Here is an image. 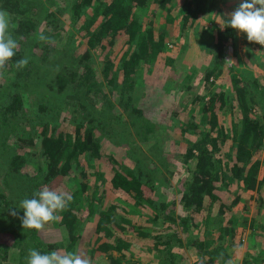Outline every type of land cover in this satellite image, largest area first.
<instances>
[{"label":"trees","instance_id":"obj_1","mask_svg":"<svg viewBox=\"0 0 264 264\" xmlns=\"http://www.w3.org/2000/svg\"><path fill=\"white\" fill-rule=\"evenodd\" d=\"M70 2V23L75 26V34L85 37L83 50L77 54L73 52L72 37L63 35L65 24L57 14L62 11L61 4L57 0H0V9L6 10L11 16L9 32L18 44L15 55L7 62L4 69H0V134L3 133L5 136L10 132L16 134L17 131L16 139L22 140V131H39L41 153L44 156L43 165L33 164L32 167L31 175L37 189L28 192L24 199L33 198L34 193L40 191L55 176L71 172L73 163L80 167L78 170L83 177H88V168L83 166L79 158L85 159L87 166L90 158L103 157L98 131H125L128 125H133L135 131H139L144 137L147 132L154 129L155 124L145 117V111L139 104V99L144 93L143 89L133 87L136 84L134 75L138 66L141 63H154L159 57V52L165 44V22L172 24L178 14L183 24L188 21L193 22L214 5L216 0H184L180 3L176 14L175 0H71ZM32 3H44L41 4L43 6L41 14L45 18L44 27L41 26V15H37ZM148 5L158 6L164 14L165 21L158 26L156 33L152 15H147L148 24H146L136 13L137 8L144 9V6ZM227 21L229 20H225L223 28H217V38L213 43L216 48L213 57L216 61L207 66L203 74L208 97L205 99L206 94L203 92L197 97L200 102V117L198 121L182 122L184 126L191 127L190 131L193 130L192 132L196 134V139L190 140L180 155L184 163L193 160L188 175L181 182L182 189L180 188L178 199L184 213L173 214L174 198L168 201H164L162 197L155 199L144 188L146 171H143L139 161L135 162L133 168L126 166L122 168L121 164H117L119 161L111 154L108 159L111 185L128 193L136 203L153 207L158 214L160 213L162 220L170 226L153 233L138 229V224H135L131 217L115 210L113 202L107 200L104 193L96 189L95 186L103 184L105 180L103 171L96 167L94 173L99 175L97 183L85 188L88 182L83 181L69 193L73 199L61 210L62 216L58 223L62 233L60 240L47 242L42 240L37 230L23 228L21 220L24 214L23 208L12 205L9 197L0 191V231L9 232L13 236V245L18 246L22 252L27 246L32 245L42 254L55 251L61 246L67 252L73 250L78 253L84 236L77 232L75 220L78 218L77 212L86 204V214L95 215L89 232L97 233V242L99 241L97 248L105 257H109L110 261L118 264L117 261L120 260V256H113L110 250L121 252L124 248L130 249L133 243H140L149 245L150 255L158 261L157 264H184L186 261L181 260L184 256L182 251L174 250L175 246L185 245L175 225L177 223L186 230L199 227L200 223L195 222L194 216L204 207H208L209 202L214 201L217 205L214 216L216 235L203 238L194 233L190 242L195 246L197 259L190 264H226L230 250L228 242L235 233L236 224L249 227V236L254 240L261 223L256 216L260 207L264 205L261 195L257 196V208L253 210L249 219L245 216L237 218L228 216L225 219L224 213L238 202L239 188L259 190L264 180V173L261 174L263 176H259L261 161L256 156L264 140V83L259 84L254 81L247 83L243 73L231 72L228 81L220 84L221 90L216 91L214 81L219 73V65L225 61L223 53L225 42L228 35L233 32ZM39 30L49 37L47 41L39 40L40 33L37 34ZM122 36L126 37L125 45L115 62L106 49L112 48ZM58 49L60 53H56ZM97 49L104 52L103 65L99 71L92 62V54ZM52 52L54 60L48 59L52 56ZM25 57L28 58L27 66L17 69L16 61ZM187 76L185 75V78ZM30 86H35L37 90L39 86L48 88V93L44 92L46 94L38 91L39 97H36L43 98V101L39 103L33 115L30 110L34 102L27 99V95L30 96L32 93ZM117 89L119 92L116 102H111L110 95ZM39 90L43 91L41 87ZM226 92L227 98H225ZM51 96H56L54 102H58L63 96V101L73 112L72 118L63 117L60 120L55 118L59 110H54V104H49ZM228 101V106L232 107L235 102L239 107L238 118L231 121L230 135L233 141L234 159L230 164L225 162L220 149L221 143L229 134L221 129V125L218 127V109ZM30 104L31 107H28ZM114 104L121 106V113L118 110L117 116L114 115L110 120L104 119L101 114L109 107H115ZM120 119L121 122L116 125L115 122ZM212 131H216L215 134ZM127 154L132 155L130 152ZM25 162L24 154H14L10 158V164L15 171H19ZM72 174L75 178L80 175ZM232 185L233 189H231ZM148 187L150 190V186ZM151 188L153 189L152 185ZM222 188L233 195L231 199L224 198L218 193ZM158 199L160 203L156 202ZM5 211L10 212L8 217L5 216ZM13 211L19 218L12 219ZM133 229L137 231L138 236L125 234V231ZM146 237H151V241H146ZM255 240L253 242H257ZM259 240L260 245L263 246L264 238ZM0 247L4 251L9 249L6 244ZM22 255L20 252L17 253L20 263L24 261ZM253 259L254 264H264V253H259ZM244 262H248L247 256Z\"/></svg>","mask_w":264,"mask_h":264},{"label":"rangeland","instance_id":"obj_2","mask_svg":"<svg viewBox=\"0 0 264 264\" xmlns=\"http://www.w3.org/2000/svg\"><path fill=\"white\" fill-rule=\"evenodd\" d=\"M57 1L62 7V11L57 14L59 19L65 24L63 35L72 37L71 40L74 44L73 52L77 54L83 50L85 37L80 34H75V26L70 23L71 0ZM183 1L175 0V14L178 13L180 3H183ZM242 2L243 0H216L214 5H211L204 14H200L193 22L188 21V23L183 24L179 14L172 24L165 22V44L159 52V57L154 63L139 64L136 75H134L136 84L133 87L135 89L141 88L144 92L139 99L140 107L145 111V117L155 124L154 129L147 132L146 136L143 137V134L135 131L133 125H128V119H126L128 126L125 131H98L101 151L104 154L103 157L100 159L90 158L87 166L84 162L85 159L79 158L83 162V166L88 168V177H83L78 170L80 167L73 163L71 172L65 175L59 174L55 176L43 188L47 186L51 190L70 193L83 181L88 182H86L87 186L85 188L92 187L98 181L99 175L94 173L96 167H98V169L103 171L105 180L103 184L96 185V189L102 191L105 198L113 202L115 210L131 217L133 222L138 224V229L147 233H153L170 226L169 223L162 220L160 213L158 214L153 207L136 203L128 193L111 185L109 182L110 166L108 159L110 158L109 155L112 154L119 161L117 164H121L122 168L123 166L133 168L135 162L139 161L143 167V171H146L144 179L146 184L150 186V190L146 184L144 188L155 199L162 197L161 199L168 201L170 198H174L175 209L173 214L184 213L178 199L181 193L180 188L182 189L181 182L188 175V170L192 166L193 160L184 163L180 159V155H182L189 141L196 139V134L192 132L193 130L190 131L191 127L184 126L185 124L182 122L185 120L198 121L201 111L199 109L200 102L197 100V97L202 92L206 94L205 99L208 97V88L205 87L206 83L203 74L207 66L213 64V61H216V58L213 57L214 51H216L213 43L217 38V28H223L225 20H230V14ZM41 4L44 5V3H32L35 11H37V15H41V26L44 27L45 18L41 14L43 12V6ZM136 13L146 24H148L146 20L147 15H152L155 33L158 26L165 21L162 9L158 6L154 7L153 5L152 7L148 5L144 6V9L137 8ZM39 33L40 30L37 34ZM125 41L126 37L122 36L112 48L108 47L106 49L115 62L118 60L122 48H124ZM225 43L226 45L223 49L225 61L219 65V73L214 81L216 91L221 90L220 84L228 81L231 72L243 73L247 83H252L251 81L259 84L264 83V46L256 42H249L246 33L234 28L232 34L228 35ZM56 53H60V49ZM103 54L104 52L99 49L92 54V62L97 71L103 65ZM51 55L48 59L51 58L54 60L53 52ZM121 75L120 73V77ZM185 75H188L187 78H185ZM99 78H101V75H99ZM183 81L184 83H182ZM39 87L43 91L39 90ZM39 87L38 90L35 86H30L29 88L32 93L30 96L27 95V99L34 102L32 103V110H30L31 115L37 110L39 103L43 101V98L36 97L39 95L38 91L42 93L48 91V88L44 86ZM118 92L119 90L117 89L113 94H109L111 102H116L115 99ZM225 94V98H227L228 93L226 92ZM62 97L58 102H54L56 96H51L49 101V104H54V110H59L58 115L55 116L57 120L63 117L69 119L73 116V112L63 101ZM116 105L114 104L113 106L115 107L112 108L109 107L101 116L108 120L114 115L117 116L118 113L116 112L119 110V113H121L122 108L120 105ZM228 105L229 101L222 108L218 109V127L221 125V129L229 134L224 142L221 143L220 149L225 162H229L230 164L234 159L233 141L230 135L232 133L231 121L238 118L239 107L235 102L232 107ZM28 107H31V104ZM121 120L116 121V125ZM27 128L28 130L30 129L29 126ZM104 129H106V126ZM22 132V140L16 139L17 131L16 134L15 132H10L5 136H3V133L0 134L2 135L0 136V191L9 197L12 205L19 207L20 201L24 199V196L28 192L37 189L34 186L33 175H31L33 172V164H44L39 131ZM215 132L212 131L213 134ZM30 137L31 139L29 140ZM127 152H130L132 155L129 156ZM14 154H24L26 156V162L19 171L13 170L10 164V158ZM256 156L261 161L259 164L260 176L264 173V140ZM72 173L80 174L81 176L77 175V178H75ZM160 180H164L165 182ZM233 188L234 186L232 185L231 189ZM218 193L224 198L231 199L233 196L225 188L220 189ZM238 193V202L231 208L226 209L224 213L225 219L228 216H235V218L245 216L249 219L253 214V210L257 208L256 199L258 195L262 196V204H264V180L259 190L239 188ZM156 202L160 203L159 199ZM208 204V207H204L200 213L194 216L195 222L200 223L199 227L186 230L182 229L181 225L177 223L175 225L185 245L175 246L174 250L180 249L179 251H182L184 256H182L181 260L186 261L184 264L193 263L197 259L195 246L190 242L194 233H197L196 235L202 236L203 238L214 237L216 235V224L214 222V216L217 210L216 201L209 202ZM82 208L81 211L77 212L78 218L75 220V228L80 235L84 236V241L82 242L80 251H76H78V254L87 257L91 261V264H117L116 262L110 261L109 257H105L103 252L97 248L99 244V241L97 242V233L89 232L93 225L95 215L92 214L89 216L86 214V204ZM9 213L5 211V216L8 217L10 215ZM55 215L57 216L55 221L46 223L43 229L38 231L44 241L48 242L62 239V233L60 232L58 224L62 212L58 211ZM16 217L19 218L17 213L12 219H16ZM256 217H259L261 221L259 230L254 235V240L257 238L255 240L257 242H253V237L251 238L249 236V227H242L236 224L235 233L228 242L230 250L227 254L228 260L226 264H229V262L230 264H254L253 258L257 257L259 253H264V244L262 246L259 243V239L264 238V205L260 207V211ZM125 234L138 236L137 231L134 229L125 231ZM101 238L104 239L103 237ZM12 240L13 236L9 232L0 231V245L6 244L9 246V249L6 251L0 247V264H27L29 250L34 249V246H27V249L22 252L18 246L16 247L12 244ZM145 240L150 242L151 237H146ZM129 248L132 250L124 248L121 252L117 250H110V252L113 256H120V260L117 261L118 264H157L158 261L154 256L150 255L151 249L148 244L133 243ZM55 251L67 253L63 246L55 249ZM18 252H20V255L23 254V263H20V259H17ZM72 252L74 251L72 250ZM122 253L123 255H120ZM246 256L248 258L247 263L244 262Z\"/></svg>","mask_w":264,"mask_h":264},{"label":"clouds","instance_id":"obj_3","mask_svg":"<svg viewBox=\"0 0 264 264\" xmlns=\"http://www.w3.org/2000/svg\"><path fill=\"white\" fill-rule=\"evenodd\" d=\"M230 17L228 25L246 33L249 42L264 45V0H243ZM10 24V14L0 9V69L5 68L18 49L17 41L9 32ZM38 38L40 41L49 39L43 33H40ZM27 64L28 58L25 57L17 60L15 66L22 69ZM72 199L69 193L51 190L47 186L34 193L33 198L23 199L20 202V207L24 210L21 217L23 228L42 230L46 223L57 219L55 213L63 210ZM12 214L16 215V212L13 211ZM27 264H91V261L71 251L67 253L51 251L42 254L36 249H30Z\"/></svg>","mask_w":264,"mask_h":264},{"label":"built area","instance_id":"obj_4","mask_svg":"<svg viewBox=\"0 0 264 264\" xmlns=\"http://www.w3.org/2000/svg\"><path fill=\"white\" fill-rule=\"evenodd\" d=\"M262 46H264V45H262Z\"/></svg>","mask_w":264,"mask_h":264}]
</instances>
